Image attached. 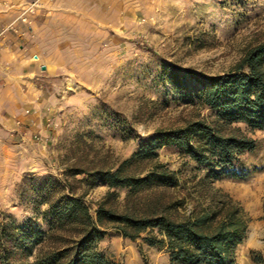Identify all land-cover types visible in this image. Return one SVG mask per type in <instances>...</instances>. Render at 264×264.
<instances>
[{"label":"rangeland","instance_id":"obj_1","mask_svg":"<svg viewBox=\"0 0 264 264\" xmlns=\"http://www.w3.org/2000/svg\"><path fill=\"white\" fill-rule=\"evenodd\" d=\"M82 1L91 20L83 38L70 31L68 59L55 61V69L48 65L34 79L38 94L31 95L37 103L24 110L36 121L33 132L20 117L13 127L0 129V223L20 226L31 220L46 232L52 220L46 200L67 192L63 173L68 167L115 165L159 129L213 118L214 112L195 98L202 78L227 72L247 46L264 37V0ZM11 5L12 0H0V28L8 11L10 20L18 11ZM234 125L256 147L241 156L237 176L222 174L212 185L238 201L249 218L235 264H259L250 252L264 256V129ZM156 154L178 171L186 187L210 169L176 144ZM82 177L68 181L77 194L85 193L83 202L94 214L108 187L99 182L86 188ZM116 191L123 200L126 189ZM96 249L119 264L169 262L165 248L124 239L115 230H108Z\"/></svg>","mask_w":264,"mask_h":264},{"label":"trees","instance_id":"obj_2","mask_svg":"<svg viewBox=\"0 0 264 264\" xmlns=\"http://www.w3.org/2000/svg\"><path fill=\"white\" fill-rule=\"evenodd\" d=\"M195 98L213 118L159 129L115 165L68 167L67 192L46 200L52 219L46 232L31 220L20 226L0 223V264H119L96 249L108 230L165 248L168 264H235L249 218L238 201L212 183L222 174L237 176L241 156L256 147L234 124L264 129V37L247 46L227 72L202 78ZM169 144L210 169L192 186H183L178 171L156 159V150ZM76 175L83 176L86 188L99 182L108 187L94 214L83 202L85 193L77 194L68 181ZM120 188L126 189L121 201ZM250 256L254 263L264 262L258 252Z\"/></svg>","mask_w":264,"mask_h":264},{"label":"crops","instance_id":"obj_3","mask_svg":"<svg viewBox=\"0 0 264 264\" xmlns=\"http://www.w3.org/2000/svg\"><path fill=\"white\" fill-rule=\"evenodd\" d=\"M75 1L79 4L74 5L72 0H44L35 23L28 28L31 35L19 38L6 33L0 37V129L6 131V125L13 127L14 119L20 117L25 125H29L30 131L34 130L33 116L24 114L27 107L33 108L32 101L37 103L31 95L38 94L34 79L43 73V65L55 69V61L68 59L65 54L69 32L76 30L78 37L83 38L91 21L82 6L84 1ZM20 2L12 0L16 7ZM11 11L6 13V23L13 15ZM25 84L30 86L26 92L23 90Z\"/></svg>","mask_w":264,"mask_h":264},{"label":"built area","instance_id":"obj_4","mask_svg":"<svg viewBox=\"0 0 264 264\" xmlns=\"http://www.w3.org/2000/svg\"><path fill=\"white\" fill-rule=\"evenodd\" d=\"M52 1V0H50ZM44 0H34L21 4L14 18L2 25L0 28V37L6 33H12L19 38H24L26 35H31V30L28 29L35 23V18L38 12L43 8ZM11 6H14L13 4ZM24 26L27 29H24Z\"/></svg>","mask_w":264,"mask_h":264},{"label":"water","instance_id":"obj_5","mask_svg":"<svg viewBox=\"0 0 264 264\" xmlns=\"http://www.w3.org/2000/svg\"><path fill=\"white\" fill-rule=\"evenodd\" d=\"M41 68H42V70H44L45 69V66L43 65Z\"/></svg>","mask_w":264,"mask_h":264}]
</instances>
